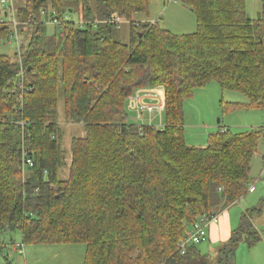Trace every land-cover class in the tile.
I'll return each instance as SVG.
<instances>
[{"label":"trees","instance_id":"obj_1","mask_svg":"<svg viewBox=\"0 0 264 264\" xmlns=\"http://www.w3.org/2000/svg\"><path fill=\"white\" fill-rule=\"evenodd\" d=\"M180 1L194 33L134 22L151 0H25L15 10L20 48L0 55V231H20L23 245H85L83 264H212L199 245L184 256L179 245L204 215L248 194L264 134L220 127L191 147L184 103L215 81L246 99L235 107L264 110V0L257 19L246 0ZM5 6L0 37L12 39ZM125 20L129 44L116 38ZM158 86L165 129L130 121L129 97ZM63 126L85 130L70 160ZM263 207L242 215L214 264L261 242L253 218Z\"/></svg>","mask_w":264,"mask_h":264},{"label":"rangeland","instance_id":"obj_2","mask_svg":"<svg viewBox=\"0 0 264 264\" xmlns=\"http://www.w3.org/2000/svg\"><path fill=\"white\" fill-rule=\"evenodd\" d=\"M25 0H13L14 9L24 6ZM247 12L257 19L262 12L261 0H246ZM11 16V13H10ZM7 21L4 7L0 6L1 22ZM134 22H158L161 27L168 29L174 35L194 33L197 30L195 14L185 7L179 0L176 4L171 0H151L147 13L138 14ZM129 21L121 22L116 38L124 44L131 40ZM50 31L53 25L49 24ZM17 43L13 39L0 37V55L15 58L17 54ZM246 99L238 92L225 91L217 82H211L204 88L195 90L194 96L184 103L185 128L184 134L187 144L191 147L205 148L212 134L219 131L220 127L229 128L233 133L248 132L261 129L264 134V110L238 108L236 103H245ZM61 107V106H60ZM61 124L63 107L60 109ZM64 127V148L68 159L71 158V143L76 137H83L85 130L81 126ZM264 138L260 142L259 151L252 161V176L258 189L254 201L247 194L242 199V205L248 207L259 206L264 198ZM67 172V171H66ZM254 202L252 205H248ZM241 205L233 208L239 209ZM227 243V242H226ZM225 243V244H226ZM23 245L20 231H0V264H83L86 259L85 245H61V246H31L23 245L22 252L14 250L15 245ZM221 244L210 245L208 243L199 245V249L208 257V262L214 264ZM245 245L238 249L235 264L241 260L239 252ZM242 254V253H241Z\"/></svg>","mask_w":264,"mask_h":264},{"label":"built area","instance_id":"obj_3","mask_svg":"<svg viewBox=\"0 0 264 264\" xmlns=\"http://www.w3.org/2000/svg\"><path fill=\"white\" fill-rule=\"evenodd\" d=\"M179 0H171L172 3H177ZM3 6L6 10L11 12L13 26L15 28V34L12 39L17 43V47L20 48V35L17 32L15 9L13 6V0H2ZM67 21H71L70 16H66ZM3 23V21L1 22ZM57 24L52 22V25ZM81 26L83 23L81 22ZM23 74V73H22ZM128 112L132 116L138 119L140 126H151L157 130H164L166 127L165 123V109H166V95L163 86H158L152 89H141L138 90L133 96L129 97ZM26 165L32 167L33 163L31 160L26 161ZM256 191L254 185H251L249 192L253 193ZM222 213L213 215H204L186 234L185 239L179 245V252L182 256L186 255L188 249L195 245H202L207 242L208 230L212 225L220 222ZM18 250L23 249L22 245L17 247ZM16 249V250H17Z\"/></svg>","mask_w":264,"mask_h":264},{"label":"crops","instance_id":"obj_4","mask_svg":"<svg viewBox=\"0 0 264 264\" xmlns=\"http://www.w3.org/2000/svg\"><path fill=\"white\" fill-rule=\"evenodd\" d=\"M252 185L255 186L256 191L253 193H250L248 191V194L253 199L252 201H254V196L257 193L258 189L254 181ZM242 199L243 198H241L238 202L231 205L229 208L225 209L222 212L220 222L218 224L212 225L209 228L208 239L207 242H205L204 244L208 243L210 245H224L226 242L229 241L232 232L240 227L242 215L253 208H258L261 206V201L259 206L248 207L246 205H242ZM252 204H254V202L248 205ZM239 205H241V208L233 210V208L238 207ZM253 223L255 227L260 231L262 240L260 243H258L255 247L251 249H249L245 245L242 249V254L239 252V258L241 261L238 264H264V207L263 213L253 218ZM18 246L19 245L16 244L14 250H16ZM22 251L24 250H17L18 253Z\"/></svg>","mask_w":264,"mask_h":264},{"label":"water","instance_id":"obj_5","mask_svg":"<svg viewBox=\"0 0 264 264\" xmlns=\"http://www.w3.org/2000/svg\"><path fill=\"white\" fill-rule=\"evenodd\" d=\"M130 121H132L133 123L137 124L138 123V119L134 116L130 117Z\"/></svg>","mask_w":264,"mask_h":264}]
</instances>
